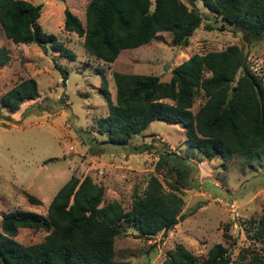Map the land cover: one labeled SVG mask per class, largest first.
<instances>
[{"label": "trees", "instance_id": "trees-1", "mask_svg": "<svg viewBox=\"0 0 264 264\" xmlns=\"http://www.w3.org/2000/svg\"><path fill=\"white\" fill-rule=\"evenodd\" d=\"M199 1L213 15L218 29L238 30L246 43L264 39V0ZM40 9V4L26 0H0V28L5 38L14 44H35L44 52L49 44L60 55L73 58L55 35L41 29L37 23ZM199 23V13L180 0H88L83 23L63 10L62 29L81 37L86 53L112 63L121 50L146 44L160 32L169 33L175 46L185 47ZM7 59L8 51L1 46L0 65ZM52 63L65 73L54 59ZM112 81L111 99L101 80L107 112L95 120V130L105 136L102 143L124 146L151 121L162 119L182 127L184 145L206 160L226 161L237 154L250 163L264 151V86L234 44L190 55L171 68L166 82L155 75L120 72H112ZM36 97V83L27 78L0 95V103L12 113ZM195 97L202 100L191 112ZM152 145L142 143L130 150L135 153ZM157 146L153 169L160 180L149 174L142 190L132 194L126 211L116 200L103 204V188L89 176L70 175L49 200L44 215L19 209L2 214L0 264H125L115 258L114 248L122 223L138 237L148 238L183 218L180 192L189 186L192 166L163 143ZM25 197L29 203H39L30 194ZM19 228L40 229L45 235L39 242L22 245L14 238ZM226 230L222 234L229 238ZM244 231L248 244L238 248L234 258L230 247L220 243L212 244L204 257L176 243L158 264H264V211L244 220Z\"/></svg>", "mask_w": 264, "mask_h": 264}, {"label": "rangeland", "instance_id": "rangeland-1", "mask_svg": "<svg viewBox=\"0 0 264 264\" xmlns=\"http://www.w3.org/2000/svg\"><path fill=\"white\" fill-rule=\"evenodd\" d=\"M26 1L40 4L37 23L74 56H62L49 44L46 52L35 44H14L0 28V47L8 51L6 63L0 65V95L27 78L36 81L38 91L36 99L21 103L15 113L0 103V218L14 209L44 215L49 200L70 175L78 179L89 176L103 188V204L116 200L126 211L132 194L142 190L149 174L160 180L153 169L160 142L192 166L189 186L180 192L183 218L148 238L138 237L132 227L122 223L114 240L115 258L125 264H158L176 243L197 257H204L212 244L220 243L230 247L234 258L237 249L248 244L244 220L264 211V151L250 163L237 154L226 161L206 160L184 145L182 127L162 119L151 121L126 145L114 146L102 143L105 136L96 133L95 120L107 112L102 79L113 98L112 72L155 75L166 82L171 68L190 55L219 51L231 44L242 50L250 70L264 86V39L246 43L240 31L218 29L199 0H180L200 15L185 47L175 46L169 33L160 32L150 42L121 50L112 63H105L85 52L81 37L62 29L63 10L68 9L83 23L88 0ZM52 59L65 73L53 68ZM201 100L195 97L191 112ZM142 143L153 145L135 153L130 150ZM26 193L39 203H29ZM78 224L82 226V220ZM225 227L229 238L222 234ZM44 235L40 229L19 228L14 238L29 245Z\"/></svg>", "mask_w": 264, "mask_h": 264}, {"label": "crops", "instance_id": "crops-1", "mask_svg": "<svg viewBox=\"0 0 264 264\" xmlns=\"http://www.w3.org/2000/svg\"><path fill=\"white\" fill-rule=\"evenodd\" d=\"M35 81V80H34ZM35 83H36V81H35ZM37 87V86H36ZM37 98V97H36ZM36 98H34V99H36ZM34 99H32V100H34ZM27 101H31V100H27ZM25 102V101H24ZM13 113H15V112H13ZM147 127V126H146ZM143 131V130H142Z\"/></svg>", "mask_w": 264, "mask_h": 264}, {"label": "water", "instance_id": "water-1", "mask_svg": "<svg viewBox=\"0 0 264 264\" xmlns=\"http://www.w3.org/2000/svg\"><path fill=\"white\" fill-rule=\"evenodd\" d=\"M176 221H174V223H175Z\"/></svg>", "mask_w": 264, "mask_h": 264}]
</instances>
